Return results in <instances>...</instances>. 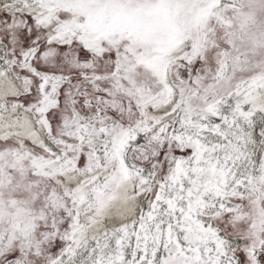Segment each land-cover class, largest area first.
Returning a JSON list of instances; mask_svg holds the SVG:
<instances>
[{
    "label": "snow or ice",
    "instance_id": "snow-or-ice-1",
    "mask_svg": "<svg viewBox=\"0 0 264 264\" xmlns=\"http://www.w3.org/2000/svg\"><path fill=\"white\" fill-rule=\"evenodd\" d=\"M0 264H264V0H0Z\"/></svg>",
    "mask_w": 264,
    "mask_h": 264
}]
</instances>
